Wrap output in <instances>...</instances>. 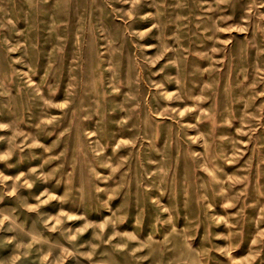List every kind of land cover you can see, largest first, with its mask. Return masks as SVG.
Segmentation results:
<instances>
[{
	"label": "rangeland",
	"instance_id": "374dc122",
	"mask_svg": "<svg viewBox=\"0 0 264 264\" xmlns=\"http://www.w3.org/2000/svg\"><path fill=\"white\" fill-rule=\"evenodd\" d=\"M0 264H264V0H0Z\"/></svg>",
	"mask_w": 264,
	"mask_h": 264
}]
</instances>
